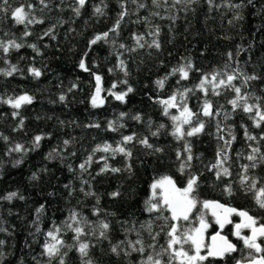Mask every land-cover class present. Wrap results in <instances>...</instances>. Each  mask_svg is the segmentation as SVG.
I'll return each mask as SVG.
<instances>
[{
    "label": "trees",
    "instance_id": "1",
    "mask_svg": "<svg viewBox=\"0 0 264 264\" xmlns=\"http://www.w3.org/2000/svg\"><path fill=\"white\" fill-rule=\"evenodd\" d=\"M19 6L30 12V19L41 22L16 24L0 11V42L14 40L22 45L7 54L0 49V101L25 94L32 97L16 117L12 115L16 110L0 102V264H60L61 258L64 264H143L149 255L155 257L167 248L170 228L166 225L173 221L162 217L170 213L149 212L146 204L151 185L165 176L181 189L191 176L197 178L193 193L197 205L188 221L177 224L183 229L199 228L203 216L208 225L206 245L217 226L203 208L204 201L246 211L258 225H264V209L254 199L264 187V161L259 159L264 155L260 139L264 123L256 127L249 114L233 110L229 100L235 93L229 88L219 87V95L212 94L211 83L205 85L207 95L199 89L200 80L211 81L213 73L225 80L223 73L234 70L255 75L257 79L247 83L239 76L233 85L251 97L250 104L264 107V0H157L155 4L153 0H86L83 7L77 0H44L43 4L9 0L4 7L10 12ZM97 7L102 14L95 12ZM104 33H108L106 38L91 43ZM81 60L87 70L80 68ZM189 63L188 78L180 79L173 70ZM10 66L17 70L4 75ZM29 68L41 75L34 77ZM97 75L102 103L93 107ZM158 80L164 82L163 87ZM121 93H126L123 101L115 98ZM173 95L177 106L165 115L162 101ZM205 100L212 104L210 117L203 115ZM184 106L195 114L191 125H183L184 131L199 122L204 128L178 139L171 117L180 116ZM246 131L256 139L248 140ZM38 135L41 140L36 145ZM126 136H132V141L124 143ZM17 144L22 151L11 150ZM105 144L110 146L108 152L96 150ZM117 147L131 155L113 151ZM252 147L260 149L256 167L245 172L244 166L252 163L247 159ZM218 152L227 156L222 161L227 176L217 177L222 169L212 167L220 158ZM241 176L248 178V184L241 185ZM252 180L255 189L246 190ZM226 187L231 188V195ZM10 193L16 196L8 200L5 197ZM102 222L109 225L106 238L100 236ZM67 224L82 229L79 240ZM57 228L63 246L49 262L43 246L51 242L48 232ZM224 235L236 251L222 260L206 258L199 264H235L256 255L241 239L233 238L231 228ZM138 239L143 242V253L133 251V246L141 247L135 244ZM79 243L89 245L86 257H81ZM113 246H118L116 253ZM183 247L195 255L191 244ZM206 251L202 248L200 255L206 256ZM159 258L167 264L169 255Z\"/></svg>",
    "mask_w": 264,
    "mask_h": 264
},
{
    "label": "snow or ice",
    "instance_id": "2",
    "mask_svg": "<svg viewBox=\"0 0 264 264\" xmlns=\"http://www.w3.org/2000/svg\"><path fill=\"white\" fill-rule=\"evenodd\" d=\"M40 2L43 4L44 0H40ZM80 7H83L86 3V0H77ZM176 3H179L180 0H175ZM251 2V0H249ZM9 0H2V3H0V11L6 12L8 15L11 16V18L14 20L16 24H31V23H40L41 21L36 20L34 17L29 18L30 12L25 11V7L19 6L12 9L10 12H8V9L5 8V5H8ZM153 3H157V0H153ZM209 3H211V0H209ZM142 6V5H141ZM28 9L30 10L32 8V5L29 4ZM45 7L47 5L45 4ZM236 7H239L237 5ZM77 14L79 13V9H75ZM95 12L97 14H102V10L100 8H96ZM125 13H121V19H123V16ZM239 18V17H238ZM116 27H119V20L117 21ZM116 28H113L112 31H115ZM29 33H25V35H28ZM47 34V33H46ZM108 33H104L103 36H97L95 39L91 41L92 44H95L98 40L102 38H106ZM142 39V37L137 38V43L139 44V40ZM153 44L155 47L159 48V44L153 41ZM22 45L19 43H16L14 40H9L7 44L0 42V49L3 50L5 54L9 52L11 48L19 49ZM142 46V45H140ZM151 46V45H150ZM32 47L35 49V46L32 45ZM123 47V45H121ZM231 57V54H229ZM11 70L4 72L3 74L6 76H11L13 72H15L17 69L15 66H10ZM80 68L87 70L85 68L84 61L81 60L80 62ZM192 65L191 63L187 64L186 66L180 67L179 69H174V72H179L180 79H187L189 75V70H191ZM29 73L33 75L34 77H39L41 75L40 71L35 68H29ZM220 73H213L211 75V81L208 80L207 77H204L200 80L199 83V89L201 91H205V94L207 95V91L205 89V85L207 83L212 84V94L213 95H219L220 93L217 91V89L221 86L229 88L230 90L234 91L235 98L229 100V103L232 105L233 110L236 109H242L244 113H247L250 115V118L253 120V124L256 127H260L261 123H264V107H262L259 103H253L250 104L249 100L251 97H249L246 94H242L241 88L236 87L233 85V81L237 79L239 76H243V80L245 83H247L250 80H255L257 77L255 75L249 76L246 74H243L239 71L234 70L232 73H223L224 76H226V80L219 78ZM96 79V94L92 96V106L96 107L99 103H102V100H99V93L101 91L100 89V76H95ZM163 81L158 80L157 84L161 87H163ZM132 89L129 88L128 92H131ZM188 91H191L190 89ZM126 93L116 94L115 98L117 100L123 101L124 96ZM181 97H183L184 93H180ZM177 97L176 95H173L167 100L162 101V104L165 105L164 112L165 115H168V109L171 107H176V101ZM259 100L260 98H256ZM60 100H64V96H60ZM8 103L14 110L12 115L13 117H16L18 115V110L21 108L23 104H30L32 102V97L29 95H21L18 97H8L6 101H0ZM212 104L205 100L203 104V115L206 117H210L213 115L212 112ZM254 112V115H252ZM123 115V114H122ZM195 114L191 112L187 106L183 107V110L181 111L180 116H172L171 119L174 121V132L173 135L176 136L178 139L183 138L184 135L187 136H193L195 134L200 133L204 128V123L199 122L198 126L191 127L190 130L184 131L183 125H191L192 124V117ZM135 119H139V117H135ZM20 123L22 124L23 121L21 120ZM111 127V124H110ZM245 136L248 140H254L256 137L251 136L250 134L245 132ZM6 139V138H5ZM132 136H126L123 138L124 143H128L132 141ZM260 139L264 140V136H261ZM41 140V136H35L34 142L36 145L39 144ZM68 141H65V144H67ZM142 144H144L146 147H151L147 143L146 140L141 141ZM227 143V142H226ZM12 151L20 152L23 150L22 145L17 144L14 149H11ZM97 151H104L108 152L110 150V146L105 144L102 149L97 148ZM115 152H121L125 155H131L129 152H127L123 147H117L116 149H113ZM159 151V149H157ZM186 151L190 153V149L186 147ZM260 152V149L257 147H252L251 154L247 156V159L252 162L250 165H245L244 169L245 172H247L249 167L255 168L256 167V160H257V153ZM218 157H220L216 164H214L212 167L216 169H222L218 170L216 175L217 177H220L221 175H229L228 168L222 167V161L227 160V156H221V153H217ZM179 158V154H178ZM89 161L91 160V157L88 158ZM192 159V156L189 154L188 161L190 162ZM261 161H264V155H261L259 157ZM81 169L85 167L84 164L80 165ZM185 167L184 164L181 165V170ZM106 170V169H105ZM113 172L119 171V169H111ZM241 185L248 184V178L246 176H241ZM256 187V181L252 180L251 183L248 185V188L246 190H252ZM197 188V178L195 176H191L187 181V186L184 188H177L173 181L165 176L162 179L154 182L151 185L152 189V195L148 201H146L147 204V211L154 212V211H167L170 213V217H162L165 221L171 220V221H188L189 216L192 212V210L197 205V200L194 197L193 193L196 191ZM158 190V191H157ZM225 191L228 192L229 195L232 194L231 188L226 187ZM118 193H113V195H117ZM16 196V193H10L7 197H5L8 200H11L13 197ZM255 203L260 209H264V187H261L256 193H255ZM153 201H156L155 203ZM203 208L204 209H211L213 217L216 218V223L220 225L221 228L224 227L225 223H230L231 221L228 219V216L231 214H236L241 217V223H238L235 225V235L243 241V244L245 248L250 250V253H255L256 255H250V258L247 259V264H264V255H261V253H264V247L261 246V244L257 243L258 238H264V225H261L257 227V220L248 214L246 211H238L234 208H225L223 205L216 203V202H210V201H204L203 202ZM39 211V209H38ZM76 214H72V219L75 221ZM161 218V217H158ZM200 219V227L199 228H188L183 229L181 226H179L177 223H172L170 225H166L170 228V230L167 232L168 241H167V248L163 249L161 252L156 253V256L153 257L152 255H149L147 260L143 262V264H162L160 256L167 253L169 255V259L167 261V264H199L200 261L205 260L207 257L200 255V251L202 248H207V255L212 257H219L224 258L225 255L230 254L232 252L236 251V247L230 243L224 236H221L219 233L212 236V243L210 245H206L204 243V232L207 229L208 225L203 219V216L199 217ZM78 223V222H77ZM66 227L69 229H72L75 234L77 240H79V237L83 234V231L80 227L73 228L71 224H67ZM151 226L149 225V228ZM100 228L102 231L100 232L101 237L106 238V231L109 228V225L107 223H101ZM242 228H248L251 230V235L249 236H242L241 235V229ZM60 231L59 228L55 230V232H48V237L51 242L46 241L43 246L44 254L49 258V262L53 258H56L60 255V247L63 246V241L58 238V233ZM153 240H155V236H153ZM3 242L0 241V244ZM135 244L141 245L140 248H135L133 246V251H139L141 253L144 252L143 242L141 240L135 241ZM185 244H191L192 248L195 250V255H190L188 251L184 249ZM178 246V247H177ZM154 247V245L152 246ZM88 248L89 245L87 243H79V252L81 257H86L88 255ZM118 249V246L112 247V252L116 253ZM60 264H64L63 259H60ZM85 264H91L90 261H85ZM237 264H240L238 261Z\"/></svg>",
    "mask_w": 264,
    "mask_h": 264
},
{
    "label": "water",
    "instance_id": "3",
    "mask_svg": "<svg viewBox=\"0 0 264 264\" xmlns=\"http://www.w3.org/2000/svg\"><path fill=\"white\" fill-rule=\"evenodd\" d=\"M174 183V182H173ZM176 186V185H175ZM210 202H216V203H219V202H217V201H210ZM219 204H221V205H223L225 208H231V207H229V206H226V205H224V204H222V203H219ZM207 211H208V214L214 219V221H215V223H216V218L215 217H213V215H212V210L211 209H207ZM239 211V210H238ZM234 216H237L238 218H239V222L238 223H241V217L240 216H238V215H236V214H231V215H229L228 216V219L231 221V219H232V217H234ZM173 223H178L177 221H173ZM237 223V224H238ZM230 224H231V222L230 223H225L224 224V227L223 228H221L220 227V225H218L217 223H216V225H217V232L216 233H214V234H212L209 238H208V245H210L211 243H212V236H214V235H216L217 233H219L221 236H224L226 239H227V237L225 236V235H223L222 233H223V231L225 230V228L226 227H228V226H230ZM242 229H247V230H249V235H251V230L250 229H248V228H242ZM241 229V230H242ZM233 231H234V233H235V231H236V229H235V226L233 227ZM248 235V236H249ZM259 239V238H258ZM228 240V239H227ZM229 241V240H228ZM230 242V241H229ZM231 243V242H230ZM233 244V243H232ZM234 245V244H233ZM235 246V245H234ZM232 253H234V252H232ZM231 254V253H230ZM206 257H207V259H213V260H222L221 258H219V257H212V256H208L207 254H206ZM235 264H237V263H235ZM240 264H247V262H240Z\"/></svg>",
    "mask_w": 264,
    "mask_h": 264
},
{
    "label": "flooded vegetation",
    "instance_id": "4",
    "mask_svg": "<svg viewBox=\"0 0 264 264\" xmlns=\"http://www.w3.org/2000/svg\"><path fill=\"white\" fill-rule=\"evenodd\" d=\"M234 217H236V222H234L233 221V219H234ZM234 217H232V219H231V224H230V226H228V227H226L225 228V230H227L228 228L230 229L231 228V230H232V236H233V238L234 239H236V240H239V238L235 235V233H234V231H233V227L239 222V218L237 217V216H234ZM217 226V225H216ZM257 227H259V226H261V225H256ZM224 230V231H225ZM224 231H223V235H224ZM244 232H246L247 234H246V236H248L249 235V230H245V229H242L241 230V235H243L242 233H244ZM226 236V235H225ZM228 239V238H227ZM204 240H205V238H204ZM231 242V241H230ZM232 243V242H231ZM257 243H259V244H261V246L262 247H264V238H259L258 240H257ZM236 247V246H235ZM237 249V248H236ZM206 254H207V251H206ZM262 254V253H261ZM247 262V261H246Z\"/></svg>",
    "mask_w": 264,
    "mask_h": 264
},
{
    "label": "rangeland",
    "instance_id": "5",
    "mask_svg": "<svg viewBox=\"0 0 264 264\" xmlns=\"http://www.w3.org/2000/svg\"><path fill=\"white\" fill-rule=\"evenodd\" d=\"M203 239H204V237H203Z\"/></svg>",
    "mask_w": 264,
    "mask_h": 264
}]
</instances>
